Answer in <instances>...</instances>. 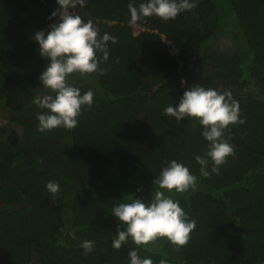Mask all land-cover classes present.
I'll return each mask as SVG.
<instances>
[{"label": "trees", "instance_id": "trees-1", "mask_svg": "<svg viewBox=\"0 0 264 264\" xmlns=\"http://www.w3.org/2000/svg\"><path fill=\"white\" fill-rule=\"evenodd\" d=\"M130 2L145 0H85L72 10L117 43H108L103 76L68 78L94 93L77 127L41 133L37 116L47 110L32 101L49 93L39 76L50 61L33 36L58 21L57 0H0V108L19 132L0 139V264H130L131 249L154 264H264V0H193L175 19L136 25ZM194 84L230 92L245 120L225 130L235 154L218 174L209 159L207 177L194 159L207 151L203 126L163 115ZM172 160L197 177L195 189L165 191L196 221L189 242L114 249L125 229L111 209L130 194L149 202ZM49 181L60 186L54 205Z\"/></svg>", "mask_w": 264, "mask_h": 264}, {"label": "clouds", "instance_id": "clouds-1", "mask_svg": "<svg viewBox=\"0 0 264 264\" xmlns=\"http://www.w3.org/2000/svg\"><path fill=\"white\" fill-rule=\"evenodd\" d=\"M57 4L52 17H58V21L49 26L50 31H37L33 36L40 46V56L50 61L39 76L49 93L37 95L32 101L38 108L47 110L37 116L38 131L41 133L58 127L66 130L77 127L82 108L92 106L94 93L88 90L82 95L78 87L69 83L68 78L74 73L103 76L107 69L100 65L109 59L108 43L115 44L118 39L108 33L101 36L91 19L84 22L80 15L72 11L77 5L84 7L85 0H57ZM195 6L193 0H145L138 7L130 2L129 23L136 25L142 18L150 16H158L165 21L175 19L181 12ZM163 115L175 118L177 122L190 117L203 126L202 135L208 142L207 151L203 156L195 155L194 159L201 165L200 171L204 177L209 176V159L213 164L212 172L218 174L219 167L227 162V157L235 154L234 147L228 142L231 136L229 134L226 138L225 130L230 125L245 123L240 117L239 102L233 99L230 92H219L197 84L186 89L177 106L165 107ZM165 165L153 181L156 190L149 202L130 194L124 197L125 202L117 203L111 209V214L122 222L125 229L117 227L116 235L112 237L114 249H121L130 240L140 246L163 238L177 250L189 242L196 221L190 220L179 201L165 195V191L184 193L195 189L197 177L176 160L166 161ZM46 189L54 205L60 186L55 181H49ZM140 191L142 188L137 189V192ZM80 246L86 253L93 250L92 241L85 240ZM128 257L130 264H154L151 258H141L137 249H131ZM159 264H168V261L161 259Z\"/></svg>", "mask_w": 264, "mask_h": 264}, {"label": "rangeland", "instance_id": "rangeland-1", "mask_svg": "<svg viewBox=\"0 0 264 264\" xmlns=\"http://www.w3.org/2000/svg\"><path fill=\"white\" fill-rule=\"evenodd\" d=\"M137 31V28L134 29V32ZM225 43L221 42L219 44V49L223 50L225 48ZM168 50L170 53H175V51L173 49H171L170 47H168ZM18 129L16 127H12V124L10 122L9 119V115L2 111V109L0 108V139L4 140L7 139L9 141H11L12 139H14L16 136H18Z\"/></svg>", "mask_w": 264, "mask_h": 264}]
</instances>
